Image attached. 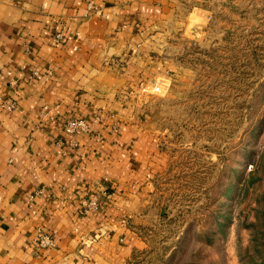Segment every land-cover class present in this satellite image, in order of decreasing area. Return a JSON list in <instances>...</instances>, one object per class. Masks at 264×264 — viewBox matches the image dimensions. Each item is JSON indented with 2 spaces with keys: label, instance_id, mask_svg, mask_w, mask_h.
I'll use <instances>...</instances> for the list:
<instances>
[{
  "label": "crops",
  "instance_id": "0c3cea01",
  "mask_svg": "<svg viewBox=\"0 0 264 264\" xmlns=\"http://www.w3.org/2000/svg\"><path fill=\"white\" fill-rule=\"evenodd\" d=\"M205 18L197 0H0V264H138Z\"/></svg>",
  "mask_w": 264,
  "mask_h": 264
},
{
  "label": "rangeland",
  "instance_id": "374dc122",
  "mask_svg": "<svg viewBox=\"0 0 264 264\" xmlns=\"http://www.w3.org/2000/svg\"><path fill=\"white\" fill-rule=\"evenodd\" d=\"M197 6L206 35L191 47L186 97L164 110L165 165L137 263L264 264V0Z\"/></svg>",
  "mask_w": 264,
  "mask_h": 264
},
{
  "label": "built area",
  "instance_id": "2783aa9c",
  "mask_svg": "<svg viewBox=\"0 0 264 264\" xmlns=\"http://www.w3.org/2000/svg\"><path fill=\"white\" fill-rule=\"evenodd\" d=\"M55 39L56 41H61L63 39V36L61 34H58L55 36ZM162 85H163L162 82H160V84L156 83L154 89L156 91H159ZM89 128L90 127L88 125V122L84 118H74L66 123V130L68 132H76L79 130H89ZM99 204H100V200L96 196L85 199L83 201V205L86 210L97 208ZM38 242H39V245L44 248L52 246L54 244L53 237L50 235V233L44 230L38 231Z\"/></svg>",
  "mask_w": 264,
  "mask_h": 264
}]
</instances>
